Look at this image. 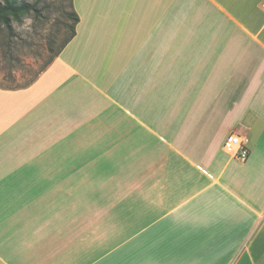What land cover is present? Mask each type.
I'll list each match as a JSON object with an SVG mask.
<instances>
[{
	"label": "crops",
	"instance_id": "obj_1",
	"mask_svg": "<svg viewBox=\"0 0 264 264\" xmlns=\"http://www.w3.org/2000/svg\"><path fill=\"white\" fill-rule=\"evenodd\" d=\"M72 9L41 74L0 86V264H264V156L224 148L264 139V0Z\"/></svg>",
	"mask_w": 264,
	"mask_h": 264
},
{
	"label": "rangeland",
	"instance_id": "obj_2",
	"mask_svg": "<svg viewBox=\"0 0 264 264\" xmlns=\"http://www.w3.org/2000/svg\"><path fill=\"white\" fill-rule=\"evenodd\" d=\"M23 1L36 4L38 11H32L25 15L21 21H13L12 30L4 25L0 26V86L5 88L24 87L35 80L71 35L74 25L73 17L70 15L73 11L71 0ZM0 2H3V0H0ZM250 146L252 155L256 153L255 156L263 158L264 139H251ZM261 150L263 153H261ZM232 162L235 163L236 161ZM127 211L123 209L121 219L116 225L121 235L116 236L115 242L117 243L119 240L123 243L121 247H117V251L122 253L123 258L130 255L131 246L134 245L128 244L130 242L124 243L129 238L128 233L139 229L142 224L145 225L144 220L131 219ZM250 225L249 240L254 238L259 227L258 224L254 228L253 219L250 220ZM109 238L106 237V242L113 243L114 240H109ZM144 238V235L139 236L137 240ZM136 246L138 245L136 244ZM240 253H237L236 256ZM199 255L202 256L203 253H199ZM204 258L206 256L201 259ZM232 259L234 262L235 255ZM204 260H208V258ZM226 260L222 264H225ZM218 264H221V262Z\"/></svg>",
	"mask_w": 264,
	"mask_h": 264
},
{
	"label": "trees",
	"instance_id": "obj_3",
	"mask_svg": "<svg viewBox=\"0 0 264 264\" xmlns=\"http://www.w3.org/2000/svg\"><path fill=\"white\" fill-rule=\"evenodd\" d=\"M71 5H72V0H71ZM32 11L35 12L38 11L36 4L34 3L30 4L27 1H23V0H3V2H0V26L4 25L9 30H12L13 21H21L25 15L31 13ZM70 15L73 17L74 20L72 33L62 44L61 48L55 53L54 58L62 51V49L66 46V44L76 34V24L79 21V17L75 11H72ZM52 60L47 64V66L52 62Z\"/></svg>",
	"mask_w": 264,
	"mask_h": 264
},
{
	"label": "built area",
	"instance_id": "obj_4",
	"mask_svg": "<svg viewBox=\"0 0 264 264\" xmlns=\"http://www.w3.org/2000/svg\"><path fill=\"white\" fill-rule=\"evenodd\" d=\"M224 148L233 157L245 161L250 155V138L246 134L233 132L225 140Z\"/></svg>",
	"mask_w": 264,
	"mask_h": 264
}]
</instances>
